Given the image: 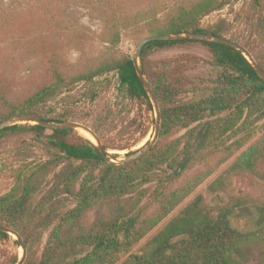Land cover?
I'll list each match as a JSON object with an SVG mask.
<instances>
[{
    "label": "trees",
    "instance_id": "trees-1",
    "mask_svg": "<svg viewBox=\"0 0 264 264\" xmlns=\"http://www.w3.org/2000/svg\"><path fill=\"white\" fill-rule=\"evenodd\" d=\"M241 1L157 0L132 9L122 0H114L107 7H96L94 16L104 24L99 38L109 48H105L97 66L77 74L72 73V64L57 48V37L77 45L85 36L75 29L64 31V1L43 3L14 15L5 30L23 42L28 56L46 60L53 81L22 103H13L11 82L3 67L16 64L0 51V106L6 109L0 124L22 118L52 124L75 122L91 129L106 151L132 149L138 141L114 148L106 143L105 136L118 126L112 111L99 122H93L91 114L80 112L86 109L84 104L96 101L97 87L107 83L111 74L117 76L126 98L155 111L132 58L107 57L120 46L123 32L143 27L149 37L189 33L226 37L243 45L264 71V0H256L248 17L243 18L251 33L247 39L236 35L226 21L202 27L204 19ZM46 40L54 44L45 46ZM197 43L209 49L216 77L197 85L167 71L158 79L151 77L147 63L155 52ZM140 67L160 106V136L169 137L174 127L187 130L182 150L180 141L165 148L156 144L144 157L117 165L107 163L89 140L77 137L72 141L75 130L48 131L39 125L17 124L0 131V141L9 133H31L51 156L46 162L31 164L30 151L22 153L23 160L14 169L15 184L0 198V224L24 239L28 254L25 264H34L30 257L33 246L26 238L28 220L37 221L42 234L52 227L37 264H118L181 204L187 194L174 190V185L195 163L232 144L243 147L257 135L254 128L264 121V82L241 52L213 42L187 39L152 42L142 53ZM261 162L264 134L239 157L233 170L255 173ZM153 180L159 183L155 195L162 212L160 217L149 220L143 218L137 206L148 195L143 187ZM38 197H42L39 203ZM128 197L137 200L133 214L127 211L129 204L124 203ZM94 210L102 215L87 229L83 221ZM235 213L233 207L213 215L205 210L203 198L197 197L140 253L131 254L123 264H243L242 258L252 248L259 250L257 264H264V225L255 231H241L232 223ZM58 217L60 223H55ZM9 238V234L0 232V241ZM17 245L20 247L18 242Z\"/></svg>",
    "mask_w": 264,
    "mask_h": 264
},
{
    "label": "rangeland",
    "instance_id": "rangeland-1",
    "mask_svg": "<svg viewBox=\"0 0 264 264\" xmlns=\"http://www.w3.org/2000/svg\"><path fill=\"white\" fill-rule=\"evenodd\" d=\"M52 1L54 0H0V51L1 54H8L11 61L16 64V67H3L6 77L11 82V101L15 104L27 100L36 91L51 84L53 80L48 73L46 60L28 56L25 47H23V42L14 38L13 34L5 30L6 24L9 20H12L11 18L14 15ZM57 1H64L65 3L62 5L66 19L64 31L75 29L85 35L80 40L81 44L77 45L70 44L57 37L59 41L57 48L72 64L71 71L73 74L87 72L98 65L105 55V48H109V45L101 43L99 35L104 28V24L95 18L93 9L100 6L107 7L114 0ZM122 1L130 8L138 9L146 5H152L157 0ZM255 3L256 0H243L233 7H227L204 19L202 27L207 28L220 21H226L236 35L247 39L251 33L243 18L248 17V14L256 5ZM147 37L149 35L143 27L123 32L120 46L109 52L107 57L117 59L131 57L133 59L138 45ZM53 44L52 40L44 42L45 46ZM212 62L213 57L209 49L197 43L157 51L149 58L147 66L153 79H158L163 71H167L177 78L183 77L188 84L197 85L204 82L205 79L214 78L218 75L211 67ZM105 79L107 78L101 80ZM97 88L96 91L99 92V96L96 101L84 104L82 107L86 109L80 112L84 115L91 114L93 122L95 120L99 122L100 118L105 117L108 111L114 113L118 126L112 128V132L105 136L107 137L106 143L114 148L127 144L134 145L138 141V144L130 150L115 151L110 149L108 151L118 155L119 159H124L127 154L143 148L153 139L156 127L155 111L150 112L145 105L132 103L130 99L126 98L125 92L119 88L118 78L115 74H111L107 83L100 84ZM5 113L6 109L0 106V118ZM223 117L222 115L219 118ZM18 124L25 125L23 123ZM30 124L34 125L33 123ZM254 129L257 130V135L243 147L232 144L229 149L206 154L201 161L195 163L174 185V190H182L179 192L187 194L181 204L156 228L151 230L129 253H125L118 264H123L131 254L140 253L172 219L179 216L197 197L203 198L205 210L213 215L222 209L236 208L232 223L234 227L241 231L251 232L263 226L264 162L258 165L255 173L233 170V166L239 157L263 136L264 121L260 122ZM171 132V135L167 138L160 136L157 145L165 148L167 145L180 141L182 145L180 150H182L186 145L187 130L174 127ZM47 134H50V132H47ZM77 137L87 139L95 145V141L83 130H76L72 141H75ZM28 150L30 151L28 154L31 164L46 162L51 159L50 154L36 142L34 135L31 133H9L0 141V198L13 188L15 184L14 169L16 170L23 160L20 158L21 154ZM158 187L157 180H153L143 187L148 191V195L137 208L141 210L145 219H156L161 216V205L156 202L155 195ZM41 200L42 197H38L37 203ZM135 202H137L136 198L128 197L124 200L125 204H129L127 211L131 214L135 213V210H133ZM101 215L98 210L90 212L83 221L84 227L91 228ZM60 217L55 223H60ZM37 223L35 220H28L26 223V238L33 246L30 257L33 259L34 264L40 263L49 232L52 229L51 227L45 234H42V230L36 226ZM258 253L257 248H252L242 258V263L257 264ZM22 257L23 250L18 247L16 237L10 235L9 239L0 241V264H13L16 260L20 261Z\"/></svg>",
    "mask_w": 264,
    "mask_h": 264
},
{
    "label": "water",
    "instance_id": "water-1",
    "mask_svg": "<svg viewBox=\"0 0 264 264\" xmlns=\"http://www.w3.org/2000/svg\"><path fill=\"white\" fill-rule=\"evenodd\" d=\"M193 40L197 42H213L219 45H224L230 48H233L239 52H241L244 57L249 61V63L253 66L255 69L257 75L259 78L264 82V71L260 68L258 63L254 60L253 56L250 54V52L240 43L233 41L231 39H228L226 37H215L212 35H206V34H185V35H155V36H150L141 41V43L138 45L136 53L133 57V63L136 69V72L148 94V96L151 99V102L154 106L155 114H156V127H155V132L153 139L147 143L143 148L132 151L131 153L127 154L124 159H118L115 157L114 154L106 151L104 148L101 140L99 137L88 127L80 124V123H75V122H66L63 124H52L46 121H41V120H36V119H31V118H22V119H15L12 121L5 122L3 124H0V131L5 130L7 128H10L12 126L17 125L18 123H23V124H30L33 123L34 125H39L48 131H55V130H83L84 132L90 134L93 139L95 140V146L98 148L99 152L101 153L103 159L107 163H113L117 165H125L127 163L136 161L145 155H147L157 144L159 138H160V132H161V124H162V118H161V112H160V106L159 103L156 99V96L154 94V91L148 82L147 78L145 77L141 67H140V58L142 56V53L145 49V47L152 42H167V41H175V40ZM0 232L1 233H7L9 235H13L16 237L17 242L20 246V248L23 250V257L22 259L18 262V264H25L26 258H27V249L25 246L24 239L22 238L21 235L16 233L15 231L4 227L0 224Z\"/></svg>",
    "mask_w": 264,
    "mask_h": 264
},
{
    "label": "bare ground",
    "instance_id": "bare-ground-1",
    "mask_svg": "<svg viewBox=\"0 0 264 264\" xmlns=\"http://www.w3.org/2000/svg\"><path fill=\"white\" fill-rule=\"evenodd\" d=\"M88 134V133H87ZM92 139H93V137L90 135V134H88ZM94 140V139H93ZM95 141V140H94Z\"/></svg>",
    "mask_w": 264,
    "mask_h": 264
}]
</instances>
